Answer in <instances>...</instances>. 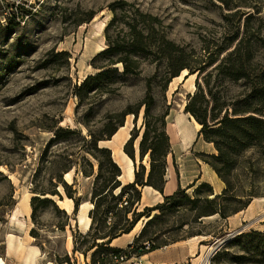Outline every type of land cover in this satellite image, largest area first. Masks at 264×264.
Instances as JSON below:
<instances>
[{"label": "rangeland", "instance_id": "obj_1", "mask_svg": "<svg viewBox=\"0 0 264 264\" xmlns=\"http://www.w3.org/2000/svg\"><path fill=\"white\" fill-rule=\"evenodd\" d=\"M115 1L120 0H0V259L4 264H22L31 247L39 250L37 264H90L91 253L86 257L83 255L87 244L79 246L77 251L73 246L69 251L67 241L76 237L80 243L79 235L87 233L80 219L84 215L89 217L93 209L90 207L91 195L99 164L100 171H112L108 157L94 150L91 139H102L98 148L110 151L113 163L122 173V163L112 153V144L107 142L108 133L120 122L123 126L131 122L133 128L129 139H134L126 150L134 151L135 171H145L146 178L150 157L147 154L141 160L139 154L145 130L144 107L140 106L149 84L154 98L152 113L159 116L169 112L165 132L169 142L171 139L173 143L177 167L188 171L187 181L199 174L207 183H214L213 186L208 184L213 194L220 195L225 188L205 163L210 160L207 155H212V147L198 136L199 130L193 119L184 113L188 95L196 88L189 93L186 81L174 78L164 90L166 71L163 65L140 57V73L118 78L111 92L92 91L82 102L75 97L76 87L97 72L91 60L107 48L105 28L113 17L109 5ZM124 1L144 13L157 16L166 38L194 53L191 61H196L205 47L215 50L219 42L236 33L238 16L231 17L228 22L224 19L226 14L235 11H227L216 0ZM247 3L258 4L257 0H247ZM240 10L241 13H253L247 8ZM259 11V14H253L249 27L258 30L262 26L261 37L264 38V5ZM89 15L94 17L87 23ZM97 46L101 49L96 50ZM64 52L67 56L61 55ZM256 53L259 66L263 68L264 46L258 45ZM95 65H105V61L99 60ZM117 67L121 69L120 65ZM215 75L210 85L222 100L244 90L242 84L232 86L219 82ZM196 79L197 75L193 79L194 85ZM128 110L136 112V117L133 114L124 116ZM60 128L70 129L75 134L53 140L55 131ZM124 147L121 150L125 153ZM171 154L170 150L169 156ZM65 171H69V177L65 176ZM92 171L90 177L82 175V172L90 175ZM214 174L217 180H214ZM59 179L68 185L66 191L78 200L77 212H74V202L68 212L57 203L67 199ZM120 181L127 185L122 179ZM231 182L235 189L252 190L262 197L253 198L231 222L215 216L202 219L201 226L192 222L190 211L180 209L167 213L165 224L158 227L161 230L159 241L181 239L187 236L186 231L190 234L201 232L203 235L192 247L197 249L199 246V253L194 254L188 264H213V256L238 235L264 232V154L253 149L243 153L231 173ZM53 191L58 193L55 196L48 194L53 204L37 203L33 219L31 199H43L42 193ZM209 192V189H203L201 195ZM25 194L30 195V211L13 221L14 210L20 207ZM186 194L193 197L192 191ZM115 221L110 220L107 225ZM141 227L142 220L132 235L114 242L112 247H124ZM104 231L108 229L104 228ZM9 235L14 236L13 248H8ZM18 242L22 244L19 249ZM253 248L252 238L242 239L230 245L220 263L264 264V260L260 262L264 255L254 254ZM235 256L244 258L233 263L231 260ZM134 259L123 264H137Z\"/></svg>", "mask_w": 264, "mask_h": 264}, {"label": "trees", "instance_id": "obj_2", "mask_svg": "<svg viewBox=\"0 0 264 264\" xmlns=\"http://www.w3.org/2000/svg\"><path fill=\"white\" fill-rule=\"evenodd\" d=\"M227 11H235L225 15V21L238 16L236 33L232 37L219 42L215 50L205 47L203 54L191 61L193 52L168 40L163 31L161 20L154 15L142 12L137 6L124 0L115 1L109 5L113 13L111 21L105 28V40L107 48L99 52L92 60L93 67L97 70L94 75L87 76L75 89V97L82 102L90 92H111L113 84L120 77L137 75L140 73V57L157 62L165 67L166 79L162 88L167 89L172 79L178 77L184 70L187 76L197 75L195 92L188 95L184 113L189 115L200 129L198 136L203 141L211 144L216 154L207 155L210 160L205 161L218 178L225 184L220 195L212 193V187L206 183L196 186V182L186 189L179 188L172 195L164 197L163 202L154 207H145L138 212L141 200L140 189L144 186L151 187L159 193L163 192L166 174V159L170 155L169 137L165 132L166 118L169 112L156 116L152 113L154 98L150 84L145 98L140 107H144V134L139 144V154L142 160L147 154L150 157V171L145 178V171H135L134 181L122 185L119 177L122 175L119 167L113 163L108 149L98 148L102 139L92 137L91 143L94 150L100 154H106L108 165L112 171L97 172L92 191V211L89 213L91 225L84 235H79L80 243L73 237L74 251L79 246L86 245L83 255L91 253L90 264H123L130 259L139 258L163 247L172 245L182 240L191 239L203 235L201 232L190 234L181 239H165L159 241L160 225L165 224L167 213L184 209L192 214V222L202 225V219L219 216L221 220H227L233 215L245 210L253 198L262 197L254 191L245 192L235 189L231 182V173L237 166L238 158L248 150H256L264 154V67L260 68L257 60L258 45L264 46V38L261 37L262 26L257 30L249 27L253 14L260 13V7L264 0H257L256 5H249L247 0H216ZM241 8L251 9L247 13H241ZM94 15H89L86 22H90ZM242 19L243 26H242ZM261 21V19H260ZM261 29V30H260ZM242 30V31H241ZM61 55L67 56V53ZM222 56V57H221ZM264 56V55H263ZM221 57V59H220ZM104 60L105 65H95L97 61ZM120 65L121 69L117 66ZM208 71V69H210ZM121 70V71H120ZM219 82L232 86L242 84L243 91L228 96L222 100L217 91L211 87L213 74ZM136 112L128 110L124 116ZM123 123L114 127L108 133L109 140ZM75 134L70 129H57L53 140H60ZM131 137L125 144L124 151L134 162V151H127V146L132 142ZM69 171H65V174ZM142 173V174H141ZM85 177L90 175L82 172ZM61 178V177H60ZM67 198L74 202V212L78 211V200L61 179ZM203 189H209L208 195H201ZM192 190L193 197L187 195ZM118 191V193H116ZM58 195L57 191L42 193L45 198L33 197L31 199L32 218L34 219L36 204H53L47 195ZM244 198V200H243ZM236 205L238 207H232ZM153 212H157L152 216ZM97 216L99 218L97 219ZM132 216V217H131ZM147 218L139 234L134 237L131 244L125 248L112 247L114 240L128 235L143 219ZM116 219L110 225L108 221ZM98 223L97 227L95 224ZM104 228L108 231L105 232ZM152 228L157 229L151 232ZM34 232H31L33 235ZM253 239V252L264 255V232L240 234L228 242L213 258V264H221L220 260L230 248V245L238 243L242 239ZM243 256H235L231 261L239 263ZM264 257L262 258L263 262ZM132 264V263H131Z\"/></svg>", "mask_w": 264, "mask_h": 264}, {"label": "crops", "instance_id": "obj_3", "mask_svg": "<svg viewBox=\"0 0 264 264\" xmlns=\"http://www.w3.org/2000/svg\"><path fill=\"white\" fill-rule=\"evenodd\" d=\"M197 130H199V129H197ZM170 144H171L172 154H171V156L167 157V167H166V174L164 177L165 184L163 187V192L159 193L158 191L154 190L153 188L147 187V186H144L143 188H141L140 189L141 200H140L139 205H138V210L144 209L145 207L151 208V207L156 206L157 204L162 203L164 197L172 195L179 188L186 189L187 187L191 186L195 182H196V186L201 184V183H207V181H204V177L203 178L199 177V174H197L196 177H194L191 181H187V178H188L187 172L188 171L179 170V168L177 167V165L174 161L173 143H172L171 139H170ZM187 144H188V142H187ZM206 145L212 147L213 153H210V154H214L213 146L211 144H207V143H206ZM135 155H136V153H135ZM135 158H136V156H135ZM134 170H135V166H134ZM123 174H124V171H122V175ZM214 176L215 177H213V178H216L214 180H217V177L215 174H214ZM133 181H134V174L132 176L131 181H126L125 184H130ZM207 184H210L211 186H213L212 184H214V183H207ZM188 191H192V190H188ZM214 191L216 193V190H214ZM236 216L237 215L230 217L228 219V221L231 222V220L234 219ZM133 231L134 230L131 231V235H132ZM137 234L133 235L131 237V242H128L124 247L131 244L134 237H136ZM129 235L130 234L123 235L122 237L114 240L113 243L117 242V241L121 240L123 237L129 236ZM198 238L199 237H193V238L188 239L187 241H184V242L174 243V244L169 245V246L162 248L160 250H156L154 252H151L149 254H146L144 256L136 258V259H134V261L137 262V264H188V260L191 259V257L194 256V254H197V252L199 253V246L197 249L192 248L195 241L198 240ZM124 247H117V248H124ZM32 249H35L38 251V255L35 257L36 258L35 264H37L38 257H39V250L36 247H32ZM200 252H201V249H200ZM132 264H134V263H132Z\"/></svg>", "mask_w": 264, "mask_h": 264}, {"label": "bare ground", "instance_id": "obj_4", "mask_svg": "<svg viewBox=\"0 0 264 264\" xmlns=\"http://www.w3.org/2000/svg\"><path fill=\"white\" fill-rule=\"evenodd\" d=\"M89 46L90 45H88L87 48H89ZM95 48H96V50L101 49L98 46ZM194 77H195V75L187 76V71L184 70L183 72H181L180 76L175 78V79L176 80L184 79V81H186V83H187L186 90L189 91V93H192L195 90V85L193 83ZM185 79H187V80H185ZM130 117H132V116H130ZM193 124L195 125L196 129H200L201 126L198 125L194 120H193ZM132 128H133V125L131 122H129L127 125L125 124L124 126L119 127L118 130L116 131V133L111 137V139L109 141H107L108 143H111L113 146L112 153L114 154V156L117 158V160L120 163H122V168H123L122 170L124 171V174L119 177V180L122 179L124 182L131 181L132 176H133L134 171H135L134 170V162L121 150L122 147L128 142L129 137H130V131L132 130ZM185 144L187 145V141L185 142ZM214 154H216L215 150H214ZM65 176L69 177L70 173L65 174ZM116 193H118V191ZM46 197H51V196L47 195ZM29 199H30L29 194H25L23 196L21 203H20L21 204L20 207H17L14 210V213L12 216L13 221H18L17 217H23L24 214L28 215V213L30 211ZM254 201H263V200L262 199H254ZM57 203L60 205H63L64 210L68 212V211H70V209L72 207L73 201L71 199L67 198L64 201L61 200V201H58ZM90 207L93 208V205L90 204ZM156 213L157 212H153L152 216H154ZM213 217H215V216H213ZM80 220L84 224L85 232H87L90 228V225H91L90 217H87L84 215L83 217H81ZM147 220H148L147 218L142 219V227L147 222ZM142 227H141V229H142ZM135 228L133 230H135ZM140 230L138 231V234H139ZM13 239H14V236L9 235V237H8V247L9 248H13L15 246L14 245L15 241ZM20 247H22V244L20 242H18L17 248L19 249ZM67 247H68L69 251L73 247V241L71 238H68ZM37 255H38L37 250L32 249V247L29 248V250L25 253V256L23 258V264H35V259H36L35 257ZM0 264H4V261L2 259H0Z\"/></svg>", "mask_w": 264, "mask_h": 264}, {"label": "water", "instance_id": "obj_5", "mask_svg": "<svg viewBox=\"0 0 264 264\" xmlns=\"http://www.w3.org/2000/svg\"><path fill=\"white\" fill-rule=\"evenodd\" d=\"M144 226V225H143Z\"/></svg>", "mask_w": 264, "mask_h": 264}]
</instances>
